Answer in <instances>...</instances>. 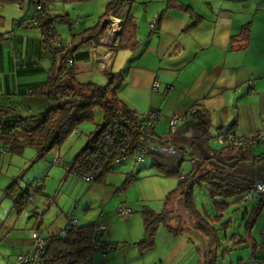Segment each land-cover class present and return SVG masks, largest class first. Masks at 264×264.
<instances>
[{"label":"crops","instance_id":"1","mask_svg":"<svg viewBox=\"0 0 264 264\" xmlns=\"http://www.w3.org/2000/svg\"><path fill=\"white\" fill-rule=\"evenodd\" d=\"M132 1L133 6L126 5L121 14L129 12L135 15L138 23L139 11L145 15L144 32H138L140 26L137 23L134 44L131 47L116 46L114 53L103 47L90 50L85 46L86 41L81 42L86 34L80 35L78 39L72 38L75 48L74 66L76 62L84 61L102 69L107 66L110 58L112 60L115 57L118 50L128 48L125 50L127 55H134V62L128 64L125 73L130 76L127 85L130 91H125L119 98L138 111L139 122L144 120L146 110L151 107L162 109L167 114L171 111L181 113V120L174 132L168 129L167 134L159 135L153 128V133L143 140L145 155L150 156L149 151L156 150L164 155L170 165L181 164V161L188 158L191 161L188 172L201 173L208 167L204 157L226 147L223 144L219 148L212 145L211 138L214 136L216 139V134L212 131L217 133L225 126L230 127L234 134L243 136L254 131H264V0ZM15 3L17 2L11 5L15 6ZM14 13L9 17L11 23L8 34L0 32V98L8 95L11 100H19L29 97L31 89L43 83L52 69L56 70L63 53L47 45L41 28L40 34L36 29L25 25L26 29L17 26L15 31L12 22L24 15V12L20 6ZM5 14L1 5L0 18H5ZM45 14L52 17L47 10L42 12L43 16ZM157 17L158 21L152 27L150 22L157 20ZM69 18L67 16L64 19ZM71 21L72 25L89 27L86 22L80 24L82 16ZM246 23H249V35L241 42L238 38ZM5 44L10 47L6 60ZM105 53L107 58L100 60V54ZM100 63L105 65H99ZM86 70L83 69L82 74ZM154 81L158 82V89L152 88ZM166 84L167 90L163 92L162 87ZM195 104L204 105L210 113L211 127L207 135L197 134L191 122L189 113ZM138 109L146 110L140 112ZM253 146L245 147V150L256 155ZM76 152L71 160L64 162V166L74 159ZM129 159L122 160L117 165ZM128 173L132 172L128 171L125 178ZM20 177L24 178L23 175L10 176L4 191L5 195L12 193L10 201L5 203L10 204L11 208H17L20 195L33 182L26 180L27 185L22 188L18 181ZM68 178L69 175H65L61 179L60 187ZM11 181L16 182L14 189H8ZM39 185L38 189L43 188L44 182ZM180 197V193L176 191L173 200L177 203ZM34 199L35 195L31 200L33 205H26L30 202L29 198L24 204L30 213L27 219L10 214L11 211L6 215L0 213V264H13L20 252L30 250L34 234L38 230L44 236L61 234L69 212L75 214L71 207L61 208L56 200L60 208L55 212L49 206L53 218L47 222L41 216L42 211L38 210L40 203L34 202ZM30 216L35 219L28 220ZM92 221L97 220L81 223ZM106 237L105 235L107 242L114 241ZM114 255L94 253V264L99 261L100 264H122L115 261ZM123 259H127L125 253Z\"/></svg>","mask_w":264,"mask_h":264},{"label":"rangeland","instance_id":"2","mask_svg":"<svg viewBox=\"0 0 264 264\" xmlns=\"http://www.w3.org/2000/svg\"><path fill=\"white\" fill-rule=\"evenodd\" d=\"M108 1L44 0L42 12L47 10L54 17L55 39L65 43L68 39H78L80 35L85 34L87 28L97 24L99 15L103 12ZM12 3L0 4V6L3 5L6 13L5 18H0V32H4V35L8 34L7 30L10 27L11 20L9 17L15 15L14 12H17L20 6L21 11L24 12L22 16L28 17L32 13H36L34 2L30 0H21L19 3H15V6H12ZM126 5L132 7L133 1L130 0L128 4H125L121 12ZM67 16L70 18L63 20ZM78 16H82L80 24L86 22V26L89 27L85 28L78 24L71 26L69 24L68 21L78 19ZM139 16L140 21L137 23L140 28L138 32L143 33L145 15L139 11ZM16 21L12 22L15 31L18 29L17 26L19 28L25 27L22 24L17 25ZM27 27L36 29L37 33L40 34L41 27L39 25ZM47 45L51 47L49 43ZM4 48L6 60L8 57L7 50L10 47L5 44ZM126 49L128 48L118 50L110 63L102 69L93 67L89 62L78 61L74 66V75L79 81L92 80L98 84H105L112 73H121L124 80L120 88H117V93L118 96H123L125 91H130V88H127L130 76L125 75L126 68L130 62H134L132 61L134 55L128 56L125 52ZM85 68L87 70L82 74ZM166 86L167 84L162 87L163 92L167 89ZM152 88L154 87L152 86ZM158 88L159 85L154 89ZM138 110L142 112L146 109ZM152 110L159 113V118L154 124L155 132L159 135L167 134L170 128L169 116L173 111L167 114L162 109L151 107L145 113ZM93 112L92 120H83L78 123L63 143L51 148L41 157H37L33 145L26 144L21 150L13 151L7 149L3 140L0 139V144L6 147L4 152H0L1 214L6 215L11 211L10 214L24 216L25 219L30 215L25 205L17 211V208H11L10 204H5L10 201L12 196V193L10 195L4 193L10 176L23 175L25 179L20 177L18 180L22 188L27 185L28 180H33L28 186L31 199L26 205H33L31 200L35 195L34 202L40 203L38 210L42 211L41 216L47 222L53 218L49 208L52 206L55 212L60 207L65 209L71 207L75 214L69 212V215L76 216L75 218L79 223L87 220H97L104 223L107 227L106 238H109L110 241L114 240L112 247L105 255L115 254L113 256L115 261H120L122 264H238L240 259L246 261L252 257L255 246L262 243V231L264 230V206L255 214L254 209L257 200L255 197L243 199L244 193L225 198L217 196L216 199H224L227 203L225 207L218 210L215 207V199L211 197L206 188V182L195 183L194 201L199 212H201L202 224H193L194 221L190 218H185L183 223L182 219L176 217L175 206L180 207V204L173 200L176 192L172 191L177 186L180 173L171 175L160 173L151 164L149 154L144 155L142 161L136 162L134 159H129L127 162L117 165L114 170L105 173L104 179L102 177L101 180H96L97 182L89 181L77 173L67 172L64 162L71 160L74 153L86 143L87 135L91 130L96 129L104 121L100 106H96ZM212 132L217 134L216 131ZM255 132L245 135H251ZM259 133L264 134V131ZM211 143L216 148L222 146V142L217 138L215 139L214 136L211 138ZM255 144V147H252L254 148L253 152L257 155L262 154V157L256 161V165L258 168L264 169V142ZM55 157L58 160H54ZM190 168L191 161L188 158L181 161L180 172L182 174L188 172ZM128 171L132 173H128L131 177L126 183L124 180ZM65 175H69V178L60 187L61 179ZM34 176L37 178L34 179ZM42 182H44V187L38 189V185ZM59 188L60 190H58ZM56 190H58L57 193ZM56 200L60 207L56 204ZM121 205L130 208L128 215H131L129 217L126 215V218L120 214L119 206ZM150 208L157 212L167 210L169 216H166V219L168 224L172 226V231L167 228L166 224L159 223L152 246L140 251L136 242L140 241V244H143L145 240V215L146 220H152L155 216L154 213H156L152 210L151 212ZM34 219V216L28 218L31 221ZM184 224L186 227H183ZM94 253L95 255H103L100 250H95L93 255ZM124 253L127 258L125 260L123 259ZM93 257L92 264L95 261ZM100 262L95 264H100Z\"/></svg>","mask_w":264,"mask_h":264},{"label":"trees","instance_id":"3","mask_svg":"<svg viewBox=\"0 0 264 264\" xmlns=\"http://www.w3.org/2000/svg\"><path fill=\"white\" fill-rule=\"evenodd\" d=\"M19 1L21 0H0V4L8 2L19 3ZM30 1L34 2V0ZM40 1L42 7L39 11L34 12L32 16H21L17 19L16 24L20 25V20L24 18L36 19V24L28 23L26 26L39 25L46 42L57 50L54 17H49L46 14L42 15L44 5L43 0ZM129 1L109 0L106 2L104 11L99 16L97 24L85 30L86 37L81 42L96 39L102 30L104 18L108 14L114 13L122 18V29L115 46L112 47L113 53L116 46L131 47L135 42L134 34L137 28V19L135 15H131L129 12L124 15L121 14V9ZM68 22L72 26V21ZM152 27H155V25ZM240 34L238 40L244 42L249 35V23L245 24ZM124 37L126 38L123 39ZM136 42L138 43V40ZM239 46H242V44ZM71 49L73 52V64L67 65L64 62L65 53L62 50H57L63 53L59 66L56 67V70L51 68L52 71L48 74L45 81L31 89L29 97L11 100L10 96L5 95L0 98V139L3 140L7 149L13 151L21 150L26 144L33 145L36 149L37 157L44 156L51 148L63 143L78 123L83 120H92L94 117L93 110L96 106L102 108L104 121L88 134L86 143L77 150L74 159L66 164L68 171L81 159L84 153L96 149V142L107 125L112 122L121 124L126 128L129 151L137 143H142L144 146L143 140L147 138L142 135L141 125L143 121L139 122L136 110L129 107L118 96L117 88H120L124 80L122 74L118 72L112 73L105 84H98L92 80L79 81L74 75L75 48L72 47ZM110 61L111 58L108 63ZM99 65L103 64L100 63ZM190 110L191 122L195 127L196 133L202 136L207 135L211 127L210 113L207 108L202 104H195ZM5 146L4 149L6 150ZM245 147L247 146L231 145L223 147L217 153L208 154V156L204 157L208 167L203 169L201 173L193 174L188 172L178 178L177 186L172 190L178 191L181 195L178 199L180 207L175 206L177 218L182 219L183 223L186 220L185 218H190L193 219V224H202L203 218L194 201L193 190L195 183L206 182V188L211 197L215 199V207L220 210L227 203L224 199H216L217 196L225 198L244 193L246 189L253 186L256 179L264 180V169L258 168L256 165V161L262 155L251 154L250 151L245 150L247 149ZM149 153L151 164L160 173L165 175L182 173L180 172V164L170 165L162 153L156 150L149 151ZM124 155L122 159L114 163V169L118 162L128 158L132 159L130 153H124ZM107 171H109L108 168L102 170L92 181L101 180ZM130 177L131 175L129 174L124 182H128ZM15 184V181H11L8 189H14ZM28 190L29 188L20 195L21 198L16 205L18 209H22L25 204L29 195ZM263 206L264 192L256 200L254 213L257 214ZM151 210L155 211L150 208ZM155 212L152 220H146L145 215L146 237L143 244H140V241L136 242L140 251L143 248L152 246L159 223L166 224L167 228L172 231V226L168 224L166 219V216H169L167 210ZM96 226L97 221L75 225H67L66 223L61 234L47 236L49 242L42 255L43 264H92L93 252L95 251L94 243L98 235ZM183 227H186L185 224ZM99 236L101 238V246L112 247L113 243L107 242L104 235L100 233ZM243 263L244 260L241 259L238 262V264Z\"/></svg>","mask_w":264,"mask_h":264},{"label":"built area","instance_id":"4","mask_svg":"<svg viewBox=\"0 0 264 264\" xmlns=\"http://www.w3.org/2000/svg\"><path fill=\"white\" fill-rule=\"evenodd\" d=\"M34 7L36 12L39 11L42 7L41 1L34 0ZM156 21V19H153L150 24L154 26ZM20 22V24L25 26L28 25V23H37L36 19L28 18L21 19ZM121 29L122 18L119 15L110 13L104 18L102 30L100 31L97 38L86 41L85 46L90 50L103 47L104 49L112 52V47L115 46L116 41L120 36ZM72 42V39H68L65 43L55 40L56 46L60 48L59 50H62L65 53L64 62L67 65L73 64V52L71 49L73 47ZM106 58L107 53L104 55L100 54V60ZM158 85V82L154 81L152 86L156 88ZM158 118L159 113H156L154 110L147 113L141 125L143 137H149L153 133L154 124ZM180 120L181 113L173 111V113L169 116V129L171 132H174L177 129ZM216 138L225 146L240 145L249 147L257 142H264V134H260L259 132L243 136L234 134L230 129L227 132L219 131ZM96 143V149L91 152L84 153L83 156H81V159H79V161L72 168H70L69 171L82 175V177L92 181L102 170L107 168L109 171L114 170V163L119 159H122L125 156L124 153H130L131 158L136 162L142 161L144 159L145 152L142 143H137L134 148L129 151L128 132L121 124L112 122L107 125ZM4 151V147L0 146V152ZM54 160H58V158L55 157ZM66 168L68 169L67 166ZM182 175L183 174L181 173L179 177H182ZM263 192L264 180L256 179L253 186L249 187L244 192L243 199L254 197L257 199L263 194ZM29 195L28 198L31 199V196ZM119 212L120 214L126 216L130 213V208L121 205L119 206ZM78 223V220L73 215L67 216V225H75ZM106 230V225L97 221L96 232L98 235L94 243V247L95 250H100L103 254L110 250L109 247L100 245L101 238L99 234L101 233L102 235H105ZM48 242L49 239L47 236H44L40 230L36 231L30 250L20 252L16 256L13 264H43L42 255ZM243 264H264V230L262 231V243L255 246V249L252 252V257L244 261Z\"/></svg>","mask_w":264,"mask_h":264},{"label":"water","instance_id":"5","mask_svg":"<svg viewBox=\"0 0 264 264\" xmlns=\"http://www.w3.org/2000/svg\"><path fill=\"white\" fill-rule=\"evenodd\" d=\"M229 129H230L229 127H226V126H225V127H223V129L218 130V132H219V131L227 132V131H229ZM218 132H217V133H218ZM216 137H217V134H216Z\"/></svg>","mask_w":264,"mask_h":264}]
</instances>
